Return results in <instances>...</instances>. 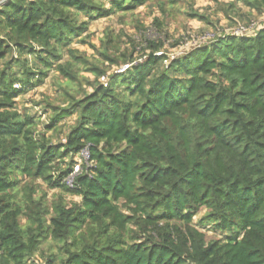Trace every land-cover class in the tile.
<instances>
[{
	"label": "trees",
	"instance_id": "obj_1",
	"mask_svg": "<svg viewBox=\"0 0 264 264\" xmlns=\"http://www.w3.org/2000/svg\"><path fill=\"white\" fill-rule=\"evenodd\" d=\"M0 1V264H264V23L173 58L146 39L135 64L118 35L98 47L84 34L150 0ZM213 1L232 24L238 5L264 13V0ZM53 71L67 83L89 72L92 90L76 98L62 85L69 107L19 110L17 97ZM74 115L54 142L47 132ZM50 239L57 252L40 254Z\"/></svg>",
	"mask_w": 264,
	"mask_h": 264
},
{
	"label": "rangeland",
	"instance_id": "obj_2",
	"mask_svg": "<svg viewBox=\"0 0 264 264\" xmlns=\"http://www.w3.org/2000/svg\"><path fill=\"white\" fill-rule=\"evenodd\" d=\"M220 1L228 2L230 0ZM217 6V3L213 0H175L174 3H171L170 0H150L135 12L122 13L116 11L107 17L93 20L84 36H89V41L99 47L101 40L107 38V33L112 32L115 36L118 35L120 52H126V54L132 53L135 60L134 63L137 64L146 59V39L162 42V50L173 58L205 44L222 31L238 32L241 31V26H244L243 31L248 32L249 30L250 32H254L258 26L264 23V13L260 14L255 10L253 11L245 6L238 5V9L242 13V18L238 19L242 23L232 24L221 12L217 11ZM192 10L209 16L212 24L189 17L188 14ZM156 18L159 19L162 25L157 26ZM238 28L240 29L238 30ZM72 47L85 53L87 57L98 58L90 43H82L80 39H75ZM4 63L2 62L0 68L4 66ZM127 65L131 64L112 67L111 72L114 70L122 72V69ZM82 76L90 80L94 78L89 72L81 71L78 81L67 83L65 78L53 71L49 73L43 82L19 95L16 106L19 110L29 108L31 112H35V104L47 100L62 108L69 107L71 102L69 99H66L67 96L62 85H65V88L71 91L76 98L81 97L84 91L92 90V87L86 83ZM108 80V77H102L100 81L105 84ZM67 84L68 87H66ZM19 87L20 85L17 88ZM37 114H40V112L37 111ZM47 116L48 113H42L43 120H46ZM75 118V115L66 117L60 122V128L57 133L47 132V134L53 135L54 142H64L67 133L75 122ZM78 161L81 164L82 159L78 157ZM28 179L27 177H23L24 182ZM34 182L39 193L43 194V192H47L49 199L56 192V190L49 189L40 179ZM66 201L72 203L79 201V198L67 195ZM40 247V254L48 253L50 247H52L54 252L58 250L56 243L51 239L44 241ZM37 254L39 255V252Z\"/></svg>",
	"mask_w": 264,
	"mask_h": 264
},
{
	"label": "built area",
	"instance_id": "obj_3",
	"mask_svg": "<svg viewBox=\"0 0 264 264\" xmlns=\"http://www.w3.org/2000/svg\"><path fill=\"white\" fill-rule=\"evenodd\" d=\"M1 3H3V1H0V4ZM242 27V29H241V31H238V33H243V34H245V33H251L249 30H248V32H245V31H243L244 29V26H241ZM250 27V26H249ZM240 28H238V30H239ZM253 32V31H252ZM129 67V65H127V66H125L123 69H122V71H124V70H126L127 68ZM104 78V77H103ZM105 84H107V83H105ZM16 87L17 86H19L18 84H16L15 85ZM81 155L82 156H84V157H87V155H88V150H87V148H85L83 151H82V153H81ZM79 171H80V164L79 163H77L76 165H75V167H74V169H73V171L65 178V182H66V184H68L69 186H72L73 185V183H74V178H75V176L79 173Z\"/></svg>",
	"mask_w": 264,
	"mask_h": 264
}]
</instances>
